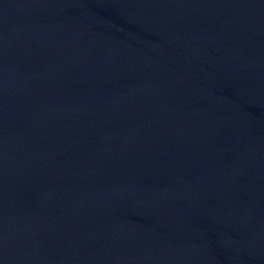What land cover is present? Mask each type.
Listing matches in <instances>:
<instances>
[{"label": "water", "instance_id": "water-1", "mask_svg": "<svg viewBox=\"0 0 264 264\" xmlns=\"http://www.w3.org/2000/svg\"><path fill=\"white\" fill-rule=\"evenodd\" d=\"M0 264H264V0H0Z\"/></svg>", "mask_w": 264, "mask_h": 264}]
</instances>
